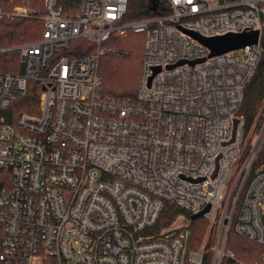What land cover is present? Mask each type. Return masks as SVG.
<instances>
[{
	"label": "built area",
	"instance_id": "built-area-1",
	"mask_svg": "<svg viewBox=\"0 0 264 264\" xmlns=\"http://www.w3.org/2000/svg\"><path fill=\"white\" fill-rule=\"evenodd\" d=\"M4 1L0 20L33 17ZM128 2L45 0L42 36L0 46L21 66L0 71V264H203L208 254L211 264H264V254L245 263L225 249L233 220L264 247V115L245 134L238 113L263 55L264 0H163L159 15L125 23ZM251 32L255 44L212 56L192 35ZM135 35L136 100H105L99 58ZM79 39L95 52L71 59ZM29 80L41 87L38 113L16 114ZM168 202L188 218L157 229ZM201 212L204 241L188 250L186 227Z\"/></svg>",
	"mask_w": 264,
	"mask_h": 264
},
{
	"label": "trees",
	"instance_id": "trees-1",
	"mask_svg": "<svg viewBox=\"0 0 264 264\" xmlns=\"http://www.w3.org/2000/svg\"><path fill=\"white\" fill-rule=\"evenodd\" d=\"M45 0H5L3 7L6 11L15 5L26 6L32 10L33 17L25 19L0 20V46L12 47L20 43L38 40L42 36L45 15ZM155 9H152V5ZM163 0H129L127 13L123 22L131 23L160 14ZM140 36V35H138ZM263 55L253 80L244 90V99L239 107V115L244 118V132L258 131L261 126L264 112V32L261 38ZM95 52V46L85 40L79 39L71 43L70 49L65 52L71 59L82 58ZM143 62L142 51L109 49L105 50L99 58V92L105 100H136L141 69ZM21 70L16 52L0 56V71L2 73H17ZM41 93L40 84L36 81L27 82L25 95L17 99L10 108L16 114L38 113V103ZM264 156V148L260 154ZM187 215L172 203H165L163 211L157 221L156 228L170 226L178 216ZM234 218V217H233ZM207 222L203 218L189 221L186 227L188 232L187 249L198 250L205 236ZM225 249L230 251L234 260L245 263L259 262L264 254V247L248 240L236 233L234 220L232 221ZM203 264H211V255L203 259ZM222 264H233V260L224 259Z\"/></svg>",
	"mask_w": 264,
	"mask_h": 264
},
{
	"label": "water",
	"instance_id": "water-1",
	"mask_svg": "<svg viewBox=\"0 0 264 264\" xmlns=\"http://www.w3.org/2000/svg\"><path fill=\"white\" fill-rule=\"evenodd\" d=\"M152 9H155V5H152ZM195 38H197L203 45H205L210 51L212 55H219L222 53H226L228 51L236 50L242 48L246 45H253L257 42L258 35L256 32L251 33H242V34H229L222 37L204 39L198 37L196 34H192ZM237 122L235 121V124ZM208 208L205 209L207 211ZM203 211V212H205ZM203 212L191 215L190 220H196L199 218Z\"/></svg>",
	"mask_w": 264,
	"mask_h": 264
},
{
	"label": "rangeland",
	"instance_id": "rangeland-1",
	"mask_svg": "<svg viewBox=\"0 0 264 264\" xmlns=\"http://www.w3.org/2000/svg\"><path fill=\"white\" fill-rule=\"evenodd\" d=\"M15 6H20V5H15ZM141 46H142V36L135 35V36H128V38L122 39L121 41L113 42L111 49L135 50V51L141 52ZM263 115H264V112H263ZM263 122H264V119H263ZM215 232H216V229L215 227H213L212 233L209 236V239L207 242L208 246L213 245L214 239H215ZM204 238L201 244L203 243Z\"/></svg>",
	"mask_w": 264,
	"mask_h": 264
}]
</instances>
